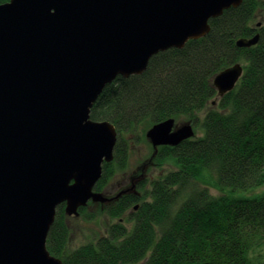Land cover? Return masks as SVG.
I'll return each mask as SVG.
<instances>
[{"label":"water","instance_id":"95a60500","mask_svg":"<svg viewBox=\"0 0 264 264\" xmlns=\"http://www.w3.org/2000/svg\"><path fill=\"white\" fill-rule=\"evenodd\" d=\"M245 0H9L0 5V264H61L46 250L56 209L79 216L117 133L90 110L117 77L141 75L151 57L205 37L209 21ZM264 22V19H263ZM258 23L256 28H260ZM259 41L238 39L236 47ZM242 76L217 74L218 98ZM173 119L146 130L153 155L192 139Z\"/></svg>","mask_w":264,"mask_h":264},{"label":"trees","instance_id":"16d2710c","mask_svg":"<svg viewBox=\"0 0 264 264\" xmlns=\"http://www.w3.org/2000/svg\"><path fill=\"white\" fill-rule=\"evenodd\" d=\"M258 11H264V0H245L210 20L205 37L160 52L141 75L117 77L105 87L89 116L113 125L117 141L96 192L126 168L127 135L135 143L139 127L144 134L168 119L184 118L196 129L197 115L209 103L216 108L204 114L200 136L158 148L154 162L171 170L148 192L99 209L116 222L96 240L71 248L67 217L58 207L46 238L52 257L61 264H264V191L251 198L227 196L264 186V24L256 28ZM255 34V46L236 47L238 39ZM238 63L241 78L217 99L214 77ZM211 179L226 195L210 194Z\"/></svg>","mask_w":264,"mask_h":264},{"label":"rangeland","instance_id":"374dc122","mask_svg":"<svg viewBox=\"0 0 264 264\" xmlns=\"http://www.w3.org/2000/svg\"><path fill=\"white\" fill-rule=\"evenodd\" d=\"M259 12V13H258ZM256 14L255 22L256 24L262 23L264 19V11H258ZM254 22V23H255ZM208 104L205 110H203L197 117L199 118L198 126L195 128L192 127L195 136H200L202 133L201 120L210 108H216V105L213 103V106ZM188 121L184 118L177 119L175 124L179 126H184ZM140 130L137 131V141L131 143L132 136L127 135L126 139H129L130 148L128 149V159L126 168L123 170H117L109 180V186L107 187L108 193L111 196H115L121 188L130 187V181L134 180L137 182V187L133 189V192L143 195L144 192L150 190L151 182L156 181L162 174L171 170L168 166H157L154 162V158L157 154L153 155V150L150 144L145 140L143 130L139 127ZM160 148V147H159ZM158 151V149H157ZM139 176V178H138ZM208 186H210V194L214 197L221 196L222 194L226 195L224 192L218 191L212 184H214L211 179L208 181ZM264 191V186L256 189L249 193H229L228 197H240L244 196L251 198L261 194ZM100 207L99 205L89 206L86 209V213L79 217L67 216L66 223L71 231V248L80 247L88 242L96 240L99 236L106 233L109 226L115 223L116 221L111 220L110 217L105 214H99ZM130 210L123 217L124 221L127 219V215ZM92 218H88V216Z\"/></svg>","mask_w":264,"mask_h":264},{"label":"flooded vegetation","instance_id":"af4514ba","mask_svg":"<svg viewBox=\"0 0 264 264\" xmlns=\"http://www.w3.org/2000/svg\"><path fill=\"white\" fill-rule=\"evenodd\" d=\"M138 178H139V176H138ZM108 184H109V181L106 183V185L104 186V188L101 191L104 194V196L108 199L106 204H104V205L93 204V205H99V206H101V208L105 207V208L110 209L118 202V200H120L122 198H126V197L140 198L142 196V195H139L138 193L133 192V189L138 188L137 182L135 183L134 180L130 181V187L121 188L115 196H111L108 193V190H107V187L109 186Z\"/></svg>","mask_w":264,"mask_h":264},{"label":"bare ground","instance_id":"6f19581e","mask_svg":"<svg viewBox=\"0 0 264 264\" xmlns=\"http://www.w3.org/2000/svg\"><path fill=\"white\" fill-rule=\"evenodd\" d=\"M219 99H221V98H219ZM214 245H215V243H214ZM214 245H213V248H214V250H215L216 247H215Z\"/></svg>","mask_w":264,"mask_h":264}]
</instances>
